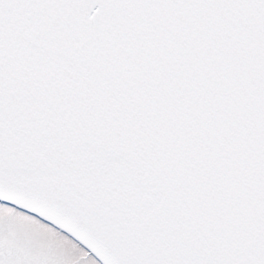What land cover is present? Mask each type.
<instances>
[{
  "label": "snow or ice",
  "instance_id": "1",
  "mask_svg": "<svg viewBox=\"0 0 264 264\" xmlns=\"http://www.w3.org/2000/svg\"><path fill=\"white\" fill-rule=\"evenodd\" d=\"M0 264H264V0H0Z\"/></svg>",
  "mask_w": 264,
  "mask_h": 264
}]
</instances>
